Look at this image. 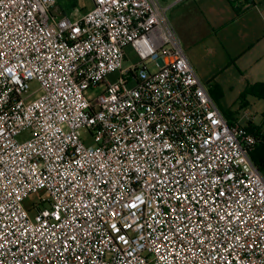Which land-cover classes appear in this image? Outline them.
Wrapping results in <instances>:
<instances>
[{
	"label": "built area",
	"instance_id": "1",
	"mask_svg": "<svg viewBox=\"0 0 264 264\" xmlns=\"http://www.w3.org/2000/svg\"><path fill=\"white\" fill-rule=\"evenodd\" d=\"M187 1L0 0V264H264L254 117L228 120L188 62Z\"/></svg>",
	"mask_w": 264,
	"mask_h": 264
},
{
	"label": "crops",
	"instance_id": "2",
	"mask_svg": "<svg viewBox=\"0 0 264 264\" xmlns=\"http://www.w3.org/2000/svg\"><path fill=\"white\" fill-rule=\"evenodd\" d=\"M259 1L188 0L169 10L172 27L199 80L215 76L207 85L202 82L211 97H220L218 89L222 91L225 87L232 89L233 85L241 84L240 88L245 89L264 83V0ZM204 39L215 41L219 47L213 50L214 71L208 75L201 69L195 50L196 43ZM226 72L239 75L243 81L226 80L223 78ZM220 100L221 97L218 99L221 110ZM252 123L257 125L255 120ZM258 125L264 130V121Z\"/></svg>",
	"mask_w": 264,
	"mask_h": 264
},
{
	"label": "rangeland",
	"instance_id": "3",
	"mask_svg": "<svg viewBox=\"0 0 264 264\" xmlns=\"http://www.w3.org/2000/svg\"><path fill=\"white\" fill-rule=\"evenodd\" d=\"M258 3H260L259 0H256ZM57 2V12L61 13L64 12L68 15L70 14H76L79 13H85L88 10H90L92 4L91 0H56ZM218 47V44L215 43V41H209L208 39H204V41L200 40L195 45V50H198V59L200 62V67L202 70H204V74L208 75L212 73L213 70V50H216ZM186 52V48L184 49ZM124 54L126 56V61L123 63V69L135 65L139 62L137 56L135 55L134 51L131 47L124 48ZM190 51V50H189ZM193 51V50H192ZM191 51L192 57L194 54ZM221 51V49H220ZM190 54V53H189ZM186 55H188V52H186ZM120 74L118 71H114L106 76L105 81L109 83H115L116 80L119 78ZM215 76H210V78H202V82L207 85L211 82ZM223 78L226 80H230L231 78H235L239 81H243L239 75H232L231 73H224ZM237 83V82H236ZM232 89L223 88L221 91V110L224 114H229L232 119L239 118L244 112H248L251 116L254 117L255 123L258 125L260 123H263L264 121V100L257 98L255 96H252L250 93L246 91L245 89L240 88L241 84L233 85ZM105 86L102 84L98 86L97 88L93 90H89L86 92V95L88 97H97L104 91ZM28 95H32L30 98V101L36 99L39 95V85L36 81H32L29 84V90L27 92ZM24 94V95H27ZM244 101H247L249 104L245 105L243 104ZM264 128V126H263ZM26 134H24L23 137H25ZM83 137L86 138L87 135L83 134ZM89 142H87L88 144ZM44 194L42 192H39L38 194H34L29 196L27 199L24 200L23 205L27 210H30L31 206L33 204H38L40 198H43Z\"/></svg>",
	"mask_w": 264,
	"mask_h": 264
},
{
	"label": "trees",
	"instance_id": "4",
	"mask_svg": "<svg viewBox=\"0 0 264 264\" xmlns=\"http://www.w3.org/2000/svg\"><path fill=\"white\" fill-rule=\"evenodd\" d=\"M57 3V2H56ZM72 16H76V14H70ZM219 95L221 97V91H219ZM246 91L250 93L252 96H255L257 98L264 100V83H257L252 86H248L246 88ZM220 97H212L215 103L218 105V99ZM245 104V101L244 103ZM219 106V105H218ZM222 111V110H221ZM224 114V113H223ZM228 120H232L231 116L229 114H224ZM248 131L252 133L254 136H256V144L254 146L253 151L250 153V158L253 161L254 165L257 167L258 171L261 173V175L264 178V130L262 129V126L254 125L253 123L248 124Z\"/></svg>",
	"mask_w": 264,
	"mask_h": 264
}]
</instances>
